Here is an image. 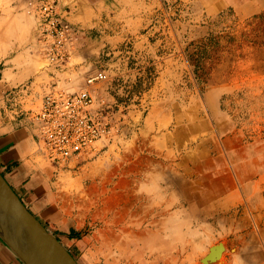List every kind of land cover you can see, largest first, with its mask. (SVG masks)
I'll return each mask as SVG.
<instances>
[{"label": "rangeland", "instance_id": "rangeland-1", "mask_svg": "<svg viewBox=\"0 0 264 264\" xmlns=\"http://www.w3.org/2000/svg\"><path fill=\"white\" fill-rule=\"evenodd\" d=\"M163 8L165 23L187 22L186 0ZM194 24L190 37L181 33L183 66L159 91L151 66L134 82L109 75L94 87L115 93L116 133L64 168L43 155L55 205L42 224L78 264H198L212 245L241 255L251 238L264 252V0ZM34 44L39 68L48 67L36 33ZM74 80L48 85L24 113L35 121L51 90L81 91Z\"/></svg>", "mask_w": 264, "mask_h": 264}, {"label": "crops", "instance_id": "crops-1", "mask_svg": "<svg viewBox=\"0 0 264 264\" xmlns=\"http://www.w3.org/2000/svg\"><path fill=\"white\" fill-rule=\"evenodd\" d=\"M58 1L70 9V22L84 34L64 66L39 68L35 18L28 12V0H0V173L41 223L55 204L37 124L24 113L28 99L38 101L48 85L69 86L72 77L73 87L83 90L87 88L83 81L99 70L134 82L146 77L148 66L154 72L152 90L159 91L183 66L181 33L188 37L194 33L197 15L244 12L262 0H186L191 12L188 9L183 25L164 22V0ZM48 80L55 82L47 84ZM94 87L88 89L97 102L115 103L113 90H106L110 87ZM151 111L148 121L154 125L157 111L154 107ZM201 125L206 127L207 122L202 120ZM144 126L146 131V123ZM215 148L221 156L217 145ZM0 264H25L1 237Z\"/></svg>", "mask_w": 264, "mask_h": 264}, {"label": "built area", "instance_id": "built-area-1", "mask_svg": "<svg viewBox=\"0 0 264 264\" xmlns=\"http://www.w3.org/2000/svg\"><path fill=\"white\" fill-rule=\"evenodd\" d=\"M28 12L36 20L39 51L49 66L59 68L72 58V48L84 32L69 20L70 9L58 0H28ZM109 80L106 70L86 78L78 92L51 90L32 113L38 123L45 159L64 168L94 152L120 128L122 118L115 105L97 102L89 87Z\"/></svg>", "mask_w": 264, "mask_h": 264}, {"label": "water", "instance_id": "water-1", "mask_svg": "<svg viewBox=\"0 0 264 264\" xmlns=\"http://www.w3.org/2000/svg\"><path fill=\"white\" fill-rule=\"evenodd\" d=\"M0 237L25 264H78L0 173Z\"/></svg>", "mask_w": 264, "mask_h": 264}, {"label": "bare ground", "instance_id": "bare-ground-1", "mask_svg": "<svg viewBox=\"0 0 264 264\" xmlns=\"http://www.w3.org/2000/svg\"><path fill=\"white\" fill-rule=\"evenodd\" d=\"M198 198H201V197L199 196ZM253 235H251V236H253ZM248 239H247V241H248ZM249 242L251 243L250 247L247 246L248 248L247 247L241 248V251L243 253L240 252V249H239V252L241 253V255H237L238 254L237 249H236V251L235 250L232 251L233 250L232 248H231L232 250H227L226 245H223V244L219 245L218 243H217L218 245H212L210 249H207L203 254L201 253V257L199 258L198 264H239V262H241L243 264H248V263H257L259 261L264 260V252L262 250H260V245L257 242V240L255 238H251ZM245 243H246V241H245ZM262 244L264 245V237L262 240ZM246 245H247V243H246ZM198 246H200L199 243H198ZM242 246H243V244H242ZM200 248L202 249V247H200ZM220 251H223V253H219ZM227 251H230L229 252L230 255L225 254ZM242 260H244V261H242ZM195 263H197V262H195Z\"/></svg>", "mask_w": 264, "mask_h": 264}]
</instances>
